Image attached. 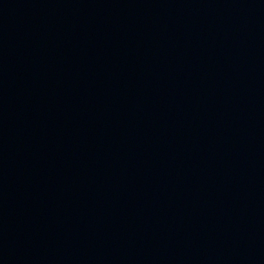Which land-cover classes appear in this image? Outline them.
Masks as SVG:
<instances>
[{
  "label": "water",
  "instance_id": "obj_1",
  "mask_svg": "<svg viewBox=\"0 0 264 264\" xmlns=\"http://www.w3.org/2000/svg\"><path fill=\"white\" fill-rule=\"evenodd\" d=\"M0 264H264V0H0Z\"/></svg>",
  "mask_w": 264,
  "mask_h": 264
}]
</instances>
